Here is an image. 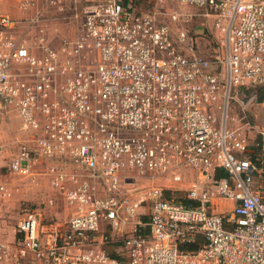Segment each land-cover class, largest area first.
I'll return each instance as SVG.
<instances>
[{"label":"built area","instance_id":"obj_1","mask_svg":"<svg viewBox=\"0 0 264 264\" xmlns=\"http://www.w3.org/2000/svg\"><path fill=\"white\" fill-rule=\"evenodd\" d=\"M15 1L20 17L0 5V118L15 109L27 137L6 169L34 180L43 159L57 162L46 172L71 211L46 221L22 200L14 240L0 222V264H264V129L254 161L253 125L228 121L233 91L248 94L243 110L264 101V0H179L215 18L213 57L177 9ZM48 7L79 19L55 45ZM189 170L184 198L197 205L168 195ZM12 196L0 181V200Z\"/></svg>","mask_w":264,"mask_h":264},{"label":"rangeland","instance_id":"obj_2","mask_svg":"<svg viewBox=\"0 0 264 264\" xmlns=\"http://www.w3.org/2000/svg\"><path fill=\"white\" fill-rule=\"evenodd\" d=\"M85 1L86 0H75L74 4L76 6H81ZM129 1L136 7L138 11L147 10L148 8H156L157 10H165V11H171L173 9H177L181 13H187L191 15L192 17H190L189 20L185 22V26L189 30L190 39L192 38L191 41L193 40V43H194V46L197 52L206 57H213L217 54L219 46L213 35V24L215 22V18L213 16H209V17L207 16L204 17L205 15L201 16L203 9L197 6H194V5L183 4L179 0H164L163 4H160L159 0H129ZM39 5L41 7L43 4L40 3ZM45 13L48 16V21L46 24L48 27V33H50L49 35L50 37L54 38L55 40L54 45L57 44L58 41L62 37H64V35L71 37L75 34L76 28H77V22L79 23V19L74 18L73 14L71 13L67 14V18H66L62 16L61 14H58L57 12H55V9L52 7L44 8V14ZM197 26H201V27L203 26L202 27L203 29L201 31L202 33H199V34L194 33L196 32ZM174 28L176 27L174 26ZM246 98H248V94L246 92H242L240 89H237L236 92L233 91L231 93V99H230L229 108H228V121L233 122L234 120L247 117V121L251 125H253V127L259 133L261 130L264 129L263 124H262L264 122V101H261L259 98H257L256 100L253 101L252 105L248 109L243 110L242 101ZM260 121H261V125L259 124ZM238 124L239 123H237V125ZM251 132L249 136L252 139ZM26 137H27V132L23 131L22 137H20V139H17L18 140L17 145H20L22 141L25 140ZM15 152L11 154V157L15 154ZM5 158H9V157H5ZM187 173L186 174L188 176L185 177L182 182L169 184L173 186V188H176L178 193H173L174 191H168V195H172V196H175L178 194L181 196L185 195L186 190L197 180V178L195 177V174L191 172V170H189ZM12 176L13 177L15 176L14 178H17L20 181L26 180L25 178L17 176V175H12ZM11 179L12 177L10 176L9 180L11 181ZM261 180L262 179L259 176H256V181L258 183L261 182ZM144 182H147V181L140 180L139 182L140 184H137V185H141ZM162 182H163V179H159L157 181V183H162ZM20 200L22 201V199ZM45 204L46 202H44L43 200L40 202V204H31V205L34 208L38 209L40 212H42L43 214L42 220L47 221L52 216L48 215V213L44 214ZM140 212L143 216L144 212H146V210H144V207L140 209ZM17 213L18 215L20 214L19 209L17 210ZM8 219L9 221H7V223H4L5 224L4 236L8 240H13L15 236V226L17 224L18 218L10 217ZM62 221H65V220H60V222ZM110 249L112 252H114L113 250L115 248H110ZM29 263L30 264L32 263L41 264V261L37 259H31Z\"/></svg>","mask_w":264,"mask_h":264},{"label":"crops","instance_id":"obj_3","mask_svg":"<svg viewBox=\"0 0 264 264\" xmlns=\"http://www.w3.org/2000/svg\"><path fill=\"white\" fill-rule=\"evenodd\" d=\"M12 4V5H11ZM14 4V6H13ZM1 8L3 11L15 16L20 17L22 13L17 6V2L15 0H2ZM203 16V12L201 13ZM206 17V16H204ZM196 20V19H195ZM199 20V19H198ZM201 24V23H200ZM203 27V26H202ZM201 26L196 27V33H202ZM65 36V35H64ZM261 125V121L259 123ZM264 127V122L262 123ZM23 135V130L21 127V120L15 111V109H11L9 112L5 113L4 116L0 118V181L6 182L13 190V196L7 200H0V222H1V230L5 232V224L9 221L10 217H17L18 220L20 218V214L18 215L17 210L21 211L20 208V199H25L29 201L31 204H40L41 201L44 200L46 202L44 208V214H47L54 217V215L60 220H65L69 217L71 208L59 197L56 193V190L52 187L49 177L47 175L46 169L47 166L51 163L58 164L57 162H52L49 159H43L40 163H38L34 169V180L26 179L20 181L17 178H14L12 175L7 172V165L11 158L18 152L19 145L18 140ZM19 137V138H18ZM252 137V152L256 151L257 142L261 141V135L254 130L251 132ZM250 147V148H251ZM16 150V152H15ZM15 152V154L11 157V154ZM10 155V156H9ZM248 155H253L251 151ZM9 157V158H5ZM69 171H77L82 176L87 175V170L83 167L72 165L68 169ZM195 174L194 171L191 170ZM215 175L217 177H222L225 175V172L222 170L215 171ZM10 176L12 177L11 181L9 180ZM49 199L54 200V205H49L47 201ZM8 217V218H7ZM18 222V221H17ZM17 225V224H16ZM16 226H15V236L13 240L16 238ZM5 237V236H4ZM27 264H30L27 262ZM33 264V263H32ZM42 264V262H41Z\"/></svg>","mask_w":264,"mask_h":264},{"label":"trees","instance_id":"obj_4","mask_svg":"<svg viewBox=\"0 0 264 264\" xmlns=\"http://www.w3.org/2000/svg\"><path fill=\"white\" fill-rule=\"evenodd\" d=\"M87 1V0H86ZM85 1V2H86ZM84 2V3H85ZM123 2L125 3V4H127V2H128V0H123ZM83 3V4H84ZM251 91H248V93H250ZM263 92H264V88H262V87H260L259 88V93H260V95L262 96V94H263ZM260 96V97H261ZM252 145V144H251ZM251 147V146H250ZM257 147V146H256ZM250 150H251V153H253V155H252V159L254 160V161H256V156L257 155H259L260 153H261V148H256V151H254V152H252V147L250 148ZM180 200H182L184 203H186V204H188V205H197V203L196 202H194V201H190V200H187V199H185L184 198V196L182 197V196H180ZM201 245V239H198L195 243H190V244H187V245H185V246H183V247H185V248H187V249H190V250H195V249H197L199 246ZM113 255L114 256H119L116 252H114L113 253Z\"/></svg>","mask_w":264,"mask_h":264}]
</instances>
